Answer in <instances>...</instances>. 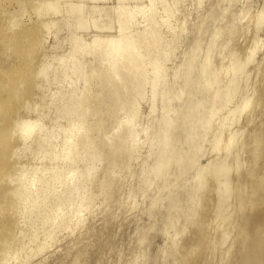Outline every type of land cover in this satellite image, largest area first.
<instances>
[{
    "label": "bare ground",
    "instance_id": "6f19581e",
    "mask_svg": "<svg viewBox=\"0 0 264 264\" xmlns=\"http://www.w3.org/2000/svg\"><path fill=\"white\" fill-rule=\"evenodd\" d=\"M87 1L91 4L88 5ZM101 1L104 0H64L60 4L58 0L34 1L30 7L39 18L47 9L51 16L63 10L62 16L59 15L60 20L44 16L38 25L19 33L10 32L15 27L14 17L8 18L5 9H0V29L7 27L5 31L0 30V41L5 39L6 49L10 44L20 47L27 39L26 67L34 64L33 53L44 41L43 31L47 32L57 22L63 21L68 29L70 46L68 53L59 57L58 67L50 72L47 54H42L35 64L34 78L38 79L35 88L39 89V81L45 84L56 81L61 85L59 94L63 91L62 96L55 100V117L49 120L48 129L42 128L40 112L35 118L18 116L20 105L27 106L31 96L27 90H19V87L27 85L23 78L20 77L22 80L17 86L16 83L8 84L5 76L2 77L3 82L0 80V102L1 96L7 93L0 103V218L4 220L0 225V264L10 261L11 250H14L11 252L14 264H42L47 261L46 256L36 257L52 244L60 243L61 237L74 234L71 240L79 241L80 235L92 228L89 223L93 224L90 217L95 210L105 208L112 200L119 184L117 171L120 168L136 175L137 181L129 184L130 190L125 197L121 198L124 194L120 196L117 193L112 205L121 206L129 199L133 203V188L150 186L154 179L163 182L173 180L171 190L176 185L181 186L180 193L167 197V214L175 224L179 218L191 216L192 224H199L195 237L192 236L193 243H201L195 264H210L215 260V253L208 251L215 242L224 246L218 263L233 264L228 262L227 255L236 246L235 251L242 252L243 242L246 245L245 238L248 240L249 236L247 228L251 230L250 235L253 233L251 241L254 242L247 247V241L242 252L244 258L239 263L264 264V248H259L264 244V207L253 215L242 217L239 223L235 220V223L226 222L234 213V207L245 210L249 196H256L253 203L249 202L252 205L264 200V78L259 86L255 83L264 68V53L256 57L261 44H264V38L260 36L264 29V0L260 8L254 9V4L249 3L239 10V20L246 22L241 26L244 32L240 30L238 33H243L239 39L248 42L244 41L243 51L232 54L235 52L232 50L218 61L214 60L217 38H222L220 50L228 48L236 37L235 21L214 26L211 33H205L206 47L197 60L201 46L196 32L208 17L200 10L197 26L193 28L195 32L190 29L185 32L184 20L192 15L193 0L192 4L185 0H108L109 7L100 5ZM226 1L228 5H234L240 0ZM196 3L197 8L203 7V0H196ZM179 7H183L185 13ZM179 10L181 14H178ZM99 15L103 16L102 20L113 16V21L110 18L109 23H100ZM91 27L97 33L90 38L81 37L80 34ZM98 30L109 33L98 34ZM184 40L191 53L185 50L179 60L177 58L170 63L171 67H165L171 51ZM49 48L54 50L56 46ZM169 49L172 50L169 52ZM170 73L174 82L168 80ZM78 77L82 78L80 85L75 82ZM11 87L14 88L13 93ZM206 91L210 93L202 98L201 94ZM144 99L148 100L146 112L140 107ZM5 102L7 105L3 104ZM8 104H11L10 108ZM63 113L67 114L66 120L63 118L65 126L59 121ZM142 119L144 122L140 121ZM208 133L212 137L210 152L205 150L206 154L202 149ZM12 141L13 145L10 144ZM9 147H12L11 152ZM20 151H30L31 155L25 160L17 159ZM204 157L205 161L202 160ZM257 163L262 167L253 171ZM240 167L242 173L229 178ZM193 169L192 180L185 184L183 176ZM247 185H250V191L243 194L241 191ZM204 190L214 192L215 199L214 205H210L212 209L208 208L202 217L196 208L206 203L202 197ZM160 192L161 188L152 204L158 201ZM239 192L234 202H227ZM103 194L105 198L98 201ZM128 201L125 205L130 203ZM147 213L151 214L152 210L149 208ZM85 214L90 216L89 222ZM212 222L216 227L213 231L218 230L217 241H214L213 233L209 238L212 230L208 228ZM22 226L30 232L23 237L24 242L20 240V243L13 244H17L14 247L12 241L24 232ZM234 230L236 234H242L240 239L231 236ZM139 231L138 241L141 242L146 231ZM179 231L176 229L174 236L177 238L170 240L173 248L171 264H182L187 259L175 253L178 252ZM188 251V254L192 253L193 249ZM146 252H141V258Z\"/></svg>",
    "mask_w": 264,
    "mask_h": 264
},
{
    "label": "rangeland",
    "instance_id": "374dc122",
    "mask_svg": "<svg viewBox=\"0 0 264 264\" xmlns=\"http://www.w3.org/2000/svg\"><path fill=\"white\" fill-rule=\"evenodd\" d=\"M34 1L37 2L38 0H34ZM34 1L33 0H0V9H3V10L5 9L6 14H8L7 17L10 18L11 16H13L14 20H15V27L13 28V30L10 31L11 33L12 32H18V33L24 32L25 29L30 28L34 25H38V21H40L41 18H43L44 16H47V17L51 16V14H49L50 12H48L49 9H47V11L45 10L42 13L43 15L40 16V18H39V16L34 12V10H32V6L30 7L31 3L33 5ZM58 1H59V4L64 2V0H58ZM187 1L190 2L188 4H192V0H190V1L185 0L186 3H187ZM262 1L263 0H240L238 3H236L234 5L233 4L228 5L226 0H203V2H204L203 7L197 8L196 7V4H197L196 0H193L194 9L191 10L192 7L190 6L191 7L190 10H191L192 15L188 16V19L184 20V22L186 21L184 23L185 25L183 24L184 28L185 27L187 28V30H185V32H189L190 30H193V28H196L197 22H198V19H197L198 15L197 14L200 10H201L200 11L201 14L204 13L208 17V20L204 22L203 26H201V29H199V31L196 32L197 33L196 37H200V46H201V51L199 52L197 60H199L201 58V56L203 55V49L206 47V45H205L206 41L204 40V37H203L205 35V33L206 32L211 33L212 28L214 26L217 27V26L224 24L226 22H229V21H233V23L235 21V23H237V25L235 26V28H236L235 29V32H236L235 36L236 37H234L233 41H231V43H229V45H228L229 47L225 48L223 50H220V46H219V41L222 38L221 37L217 38L218 39V41H217L218 47L216 48L217 50L215 52L217 54L214 53L215 54L214 60L218 61L220 59H224V57H226V55H228L227 52L235 51L234 53H232V54H235L236 52L239 53V51H243V48L247 44L248 41L243 40V38L239 39L240 35L242 37L243 33H240V35L238 33L241 30V28L243 27V25L246 24V22H245V20H242V21L239 20L240 15L238 14V12H239V10L244 8L249 3L254 4V7H253L254 9L260 8L263 4ZM87 2L89 3V4L87 3L88 5L91 4V1H87ZM109 2L110 1H108V0H104V1H101V3L99 2V4L104 5L105 7H109V4H110ZM183 7L182 8L179 7V9H182V11H183ZM225 9H227L226 12H224ZM59 10H61V9H59ZM180 11L181 10L178 11V14ZM60 12L61 13H59V11L57 13L55 12V14L51 17L56 19V20H60V17L62 16L63 10H61ZM45 13L49 14V15H46ZM183 13H185V12L183 11ZM180 14H181V12H180ZM36 15L38 16V18H36ZM59 15H61V16H59ZM102 18H103V16H102ZM102 18L100 15L98 16V19H101L100 21L98 20L100 23H102L101 21H104L103 23H105L106 21L109 23L110 18H112V21H113V16H111L109 19L107 18V20L105 17H104L105 20H102ZM138 18L139 17H137V19ZM235 19L236 20L238 19V20L236 21ZM110 23H111V21H110ZM262 24H263L262 26H264V21ZM6 25H9V24H6ZM6 28L7 27L5 26L1 29H3L5 31ZM95 29L96 28H94V30ZM10 32L8 31V33H10ZM90 32H91V34H90ZM99 32L100 31L98 30V34H102V35H103V32H105L104 35H107L109 33V32L107 33L106 31H103V32L101 31L100 33ZM191 32H195V31L193 30ZM241 32H244V31L241 30ZM45 33H48V34H45ZM67 33H68V29L65 27L63 21L57 22L56 24L50 26L49 30L47 32H46V30H45V32L43 31L42 34L45 35V36H42L44 41H43L41 47L38 48V50L37 49L34 50V53H33L34 64L31 63L30 67H26L27 55H25V54H26V52L28 53V48H29V43L27 42V39L23 44L20 45V47H18V45H16V44H10L9 46L6 47V49L4 48L5 44L3 42L5 39L1 38L2 40L0 41V80L3 82L2 77L5 76V79H6L8 84L12 85V83H16V86H17L20 83V82L18 83V81L22 80L21 78H23V80L25 81V83L27 85L25 87L22 86V88L19 87V90L22 91L25 89V91L27 90V92H30L31 96H29V99L27 100V102H28L27 106L23 105V104H22V106L20 105L21 110L19 109L20 111L17 112L18 116H21L24 118H35L37 116V114L40 112L42 115V120H41L42 123L41 124H43L42 125V128L44 127L43 129H48L51 121L54 119L53 118V117H55L54 111H55L56 104H57V102L55 100L56 99L58 100L62 96L63 91H62V93L60 92L61 94H59L58 91L61 88L60 87L61 85L58 82L56 83V81H54V82L51 81L52 83H46V84H45V82L40 83V81H39V86H40L39 89L40 88H42V89L39 90L38 88H35V84L38 82V79L34 78V72L36 70L35 64L38 63L39 57L42 54H47L46 61L48 62V66H47L48 71L50 72L51 70H53V68L54 69L57 68L59 61H60L59 57H61L64 54H67L68 51L70 50V46L68 45L69 41L67 40V37H68ZM96 33H95V31H93V27H91V29L89 28V30H87V32H83L80 35H81V37L90 38L91 35H94ZM201 34H203V35H201ZM85 35H87V36H85ZM260 36L264 38V29L261 31ZM2 37H5V35H3ZM190 38H192V35H190ZM247 39H248V37H247ZM242 40H243V44L241 43ZM244 41L246 44H244ZM240 44H241V46L243 45L242 50H241ZM53 45H55L56 48L54 50L53 49L51 50V48H49V47L50 46L52 47ZM263 45L264 44H261V46H260L261 49L258 50L256 57H258V56L260 57L262 55V53H264V51H263L264 46ZM176 46L177 47H175V49H173V50L169 49V52L171 50L172 51L170 53V57L166 61L167 64L165 63V67H167L166 65L170 66V63L174 62L175 59L178 58L177 60H179L180 57L184 54V51L185 50L187 51L190 49L189 45H187L186 40H184V42L182 44H179ZM187 46H188V48H187ZM215 46H216V44H215ZM46 47L49 48V50H47ZM167 47L170 48L169 46H167ZM155 50L158 51V49H155ZM214 50H215V47H214ZM189 52L191 53L190 50H189ZM256 59H258V58H256ZM177 60H175V61H177ZM14 66H16V67H14ZM252 74H254V73H252ZM171 76H172V74L170 73L168 76V80L174 82V79H172ZM18 78H20V79L18 80ZM263 78H264V68H263V72H261V74H260V77L257 78V80H256L257 82L255 81L257 86H259L258 83H260L263 80ZM78 79H79V83H78ZM78 79L75 82L77 85L78 84L80 85L82 78L78 77ZM41 85L43 87H41ZM10 90L12 91V93L14 92V88L11 87ZM56 92L58 94H55ZM41 93H43V94L41 95ZM207 93H210V92L206 91L203 94H201L202 98ZM5 95H7V93ZM5 95L1 96V97H3L2 100L5 98ZM147 96H148V94H147ZM2 100H1V102H2ZM7 103L8 102H5L3 104L7 105ZM147 105H148V100L144 99V102H142L140 105V107L142 108L141 110L146 112L148 110ZM10 107H11V104H10V106L8 104V108H10ZM248 111H249V109L246 110V112H244V114L248 113ZM66 113H63L61 115V119H59V121L61 120L60 123L63 126H65V124H66V122H64L67 118ZM63 118L65 119L64 121H63ZM12 119H14V118H12ZM88 119H90V118H88ZM91 119H92V117H91ZM49 120H51V121H49ZM140 121L144 122V119H142ZM60 134H57V136L59 135V137H60ZM59 137H57V139ZM205 137L206 138L204 140V149H202V152H205L207 154L208 152H210L209 151L210 150L209 145H210V141H211V137H212L211 133H208ZM16 140L14 141V144H15V142H17ZM10 144L13 145V141ZM11 148L10 147L8 148L9 152H11V150H10ZM205 150L208 152H206ZM29 154H30V151H20L19 155H17V159L21 158V159L25 160L26 157L29 158V156L31 155V154L30 155ZM263 154H264V150H263ZM206 157H204L202 160L206 159ZM209 157H211V154ZM95 160L94 161L97 163L98 161L96 158H95ZM1 161H2V159L0 156V164H1ZM198 163L201 164L200 162H198ZM256 167L258 169H256ZM261 167L262 166L259 163H257V165L254 166L253 171L260 170ZM124 170H125V168H122V169L120 168V170L117 171V174H118L117 177H119V179H117V181L119 182V184H117V186L114 190L113 198H115L117 196V193L120 194V196L122 194H124L121 196V198L125 197V194L127 193L128 189H129V186L132 185L135 181H137L136 175L129 173L130 171L128 172L127 170H125L126 171L125 172ZM136 170H137V166L135 167V171ZM241 171H242V167H240V169L237 172L231 173L229 175V178L233 179L235 176H237V174L242 173ZM127 172H128V174H127ZM119 174H121V179H120ZM194 174H195V170L193 169L187 175L183 176L184 180H186L184 183L188 184L190 182V180H192ZM132 176H134V177H132ZM119 180H121V181H119ZM173 184H174V181L171 179L167 182H163L159 179H154L150 186L145 185V186H142L140 188L134 187L133 193L131 196L133 203L129 199V201L128 200L127 201L130 203H128V205H125V204H127V201H123L124 202L123 205H125V206H123V205H121V206L120 205L119 206L118 205L117 206L112 205L114 203L113 202L114 199L112 198V200L108 202V204L110 203L109 205L111 207H109L107 204V206H105L106 209L104 207H102V209L101 208H99V210L97 209L98 212H97V210H95L97 213L96 212L93 213V216H91L92 219L89 215L87 216L85 214V216L88 217V222L90 220H92L91 222H93V224L89 223V225L94 229L93 230L91 228L92 230L90 229L87 232L88 234L85 233L87 236L85 234L80 235L81 238H79V241L78 240L74 241V240H71V239H74L73 238L75 236L74 234L73 235H70V234L65 235L64 237H61L64 241L61 239L60 243L58 241V243L57 242L55 243L56 245L52 244L51 245L52 247L50 246L49 248L44 250L43 253L39 254L40 256L36 257V259L43 258V256L45 258V256H46L45 260H47V261L45 263L43 262L42 264H72V263L73 264H79V263H81V264H171L172 257L170 255V253H172L173 248L171 247L170 240L173 237L177 238V236H174V231L176 229L177 230L180 229L181 231H179V232H181V233L177 234L178 235V245H177L176 250L178 252H175V253H177V255H184L187 257L186 261H184L182 264H195V262L198 261V259H199L198 249L200 248L201 243L200 242L193 243L194 241L192 242V239L196 235L197 228H198L199 224H196V223H194L195 225L192 224L193 223V222H191L192 220L190 221L189 219H192L193 217L192 216H191L192 218L187 217L190 214H188L186 216L187 218H185V217L179 218L178 224L172 223L169 220L168 214H167L168 207L166 205V204H168L167 197L169 195H174V194L180 193L182 191L180 185H176L173 188V190H171ZM118 188H119V190H118ZM160 188H161V192H160L161 196L155 204H152L153 200L157 197L156 194ZM91 191H92V189H91ZM93 191H95V189ZM204 191H206V192L203 193L204 195H202V197L205 198V199H203V201L205 200V202L207 204L205 203L206 205L205 204H203V206L201 205L200 206L201 208H199V209H198L199 205L197 208L194 207V205H193V207L196 208V211L198 210L203 214L202 217H204V214H207L208 211H206V210L208 208H209V210L212 209L211 206H212V204L214 205V199H215L214 198L215 197L214 192H210L207 190H204ZM248 191H250V185L245 186V189L241 192L243 194H246ZM241 192H239V194L236 193L235 195L231 196L227 202L228 203H232V201L234 202V200L237 198V196L240 195ZM258 193H256V194H258ZM104 195L105 194L99 196L98 199L97 198L96 199L98 201L102 200V198H105ZM254 195L249 196V200L244 206V208H245V210L243 209L244 211L236 210L235 209L236 207H234V209H233L234 211H232L234 213L231 214L230 218H228V221H226V222L227 223L232 222V221L234 222V220H235L236 223L237 222L239 223V222H241L242 217H244L246 215H253V214L257 213V210H259L260 208H263L264 207V200H263V202H258V203L255 202L254 205L250 204V203H253L255 200L256 196H254ZM111 202H112V204H111ZM128 206H129V208H128ZM111 208H113L114 210ZM149 208L152 210L151 214L147 213ZM109 209H110V212H109ZM125 210H127V211H125ZM238 211H240V212L238 213ZM201 213H199V215ZM94 215H96V216H94ZM112 215H114L113 218H112ZM89 217H90V220H89ZM1 221L3 222L4 220H2L0 218V225L2 224ZM102 222H104V223H102ZM213 222L215 223V221H213ZM213 222L211 225H209V228H208L212 231L215 230V228H216V227H214ZM217 222H220V221L218 220ZM25 227H27V226L25 225ZM25 227L23 228V226H22L24 232H22V235L18 234V237H20V236L21 237L19 239L17 237L15 239L16 241L15 240L12 241V245L17 243V242L20 243L21 242L20 240H23L29 234L30 231L24 230V229H28ZM139 230L144 231V232L146 231V237L141 242L138 241L139 240L138 238L140 236ZM246 230H247L246 233H248L247 235L250 236V237L247 236L248 240L245 238L246 245H247V241H248L247 247H250V245L254 242V241L253 242L251 241L253 238L252 237L253 233L250 235L251 230L249 228H247ZM212 231H210L209 238H210V236H213L212 235V233H213L214 234V237H213L214 241H217L216 238L218 237V230L213 231V232ZM220 232H219V234H220ZM23 233L25 234V236ZM235 234H236V231L234 230L232 232L231 236L235 237L237 240L240 239V237L242 236V234L239 235V233L236 234V236H235ZM263 237H262V239H263ZM249 240L251 243L249 242ZM76 241H78V242H76ZM22 242H24V240ZM75 242H76V244H75ZM243 243L244 244L242 246L244 248V247H246L245 241ZM73 244H75V245H73ZM214 245H212L211 249L208 250V251L211 250V251H213V253H215V257H214L215 260H213L212 261L213 263L211 262L210 264H219L220 263L219 253L224 248V246L222 247V245H218L217 242H215ZM13 246L16 247L17 244H16V246L15 245H13ZM54 246H55V249H54ZM73 246H74V248H73ZM242 246H241V248H242ZM263 246H264V244H262V246L260 245L259 248H264ZM190 248H192L193 251H192V253L190 252L188 254V252H189L188 249H190ZM213 248H214V250H213ZM243 248L241 249L242 252L244 251ZM146 250L148 253L146 252L147 254L143 258H141V255H142L141 252H144ZM235 250H237V246L233 247V249L229 251V253L227 255L228 262L229 263L231 262L233 264H237V263L240 264L239 260L241 261L242 258H244V256H242V254L244 252L238 253ZM11 252H14V250L10 251V257H9L11 263L13 262L12 264H14V261L11 260V258L13 256V254H11ZM68 252L71 254H69ZM61 253H62V255H61ZM77 253L80 257L77 255ZM67 254H69V256L65 257ZM41 255H42V257H41ZM135 258H136V261H134V263H133L132 261ZM76 259H78L77 262H76ZM218 259H219V263H218ZM8 260L6 261L7 262L6 264L10 263V261H8ZM16 264H18V263H16ZM207 264H209V263H207Z\"/></svg>",
    "mask_w": 264,
    "mask_h": 264
}]
</instances>
